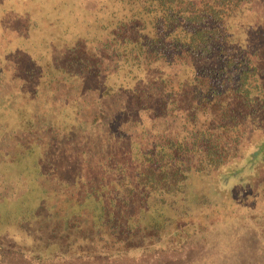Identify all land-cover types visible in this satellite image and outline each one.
<instances>
[{
	"label": "trees",
	"instance_id": "trees-1",
	"mask_svg": "<svg viewBox=\"0 0 264 264\" xmlns=\"http://www.w3.org/2000/svg\"><path fill=\"white\" fill-rule=\"evenodd\" d=\"M23 1L76 34L49 93L25 90L57 103L29 102L31 166H1V236L15 225L53 264L112 261L264 213V0Z\"/></svg>",
	"mask_w": 264,
	"mask_h": 264
},
{
	"label": "rangeland",
	"instance_id": "rangeland-1",
	"mask_svg": "<svg viewBox=\"0 0 264 264\" xmlns=\"http://www.w3.org/2000/svg\"><path fill=\"white\" fill-rule=\"evenodd\" d=\"M9 1L0 4V137L5 140L0 139V145L5 147L0 146V151H4L0 154V173L1 169L7 170L1 166L19 164L24 171L31 166L25 165L29 163L24 159L25 152H17L22 148L19 141L24 138L27 125L37 118L34 116L33 119L36 108H31L30 103L35 101L38 105H46L51 102L48 110L51 112L52 108L54 112L56 104L53 101H57L51 97L36 101L25 90L31 87L34 93L41 90L49 93L47 86L53 79L62 77L57 67L63 68L67 64V58L56 51L65 44H71L70 40L75 38L72 34H76L73 28L63 33L66 23L74 21L72 18L64 24L44 19L32 22L29 18L32 13L30 4H24L23 0ZM36 4L40 6L38 1ZM17 15L25 17L23 23L17 20L20 18ZM57 56L63 57L65 62L56 59ZM62 114L61 124L73 125V109L69 108ZM244 212L240 211L238 217L217 223L207 231H187L173 246L161 245L155 251L151 249L153 252L140 256L57 264H264V213L259 211L260 214L246 217L247 212ZM16 230L14 225L13 230L0 234V264H53L48 260L34 259L31 247L26 251L19 246L22 244L18 245L16 238L5 237L6 233L11 234L9 237L17 236Z\"/></svg>",
	"mask_w": 264,
	"mask_h": 264
}]
</instances>
